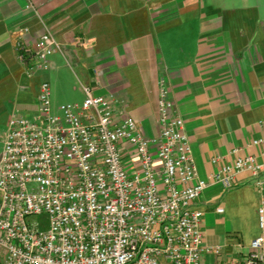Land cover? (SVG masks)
Returning <instances> with one entry per match:
<instances>
[{
    "label": "crops",
    "instance_id": "0c3cea01",
    "mask_svg": "<svg viewBox=\"0 0 264 264\" xmlns=\"http://www.w3.org/2000/svg\"><path fill=\"white\" fill-rule=\"evenodd\" d=\"M46 32L57 43L51 69L30 70L16 43L23 38L34 50ZM44 81L54 113L81 104L83 88L91 87L118 102L150 138L161 131L164 82L201 178L240 157L262 161L264 144L253 143L264 139V0H0L1 136L13 114L37 115ZM218 156L224 160L214 165ZM195 206L204 212L206 245L223 249L208 253L205 264L249 254L264 206V186L257 188L250 173L240 174L232 190L209 186Z\"/></svg>",
    "mask_w": 264,
    "mask_h": 264
},
{
    "label": "built area",
    "instance_id": "2783aa9c",
    "mask_svg": "<svg viewBox=\"0 0 264 264\" xmlns=\"http://www.w3.org/2000/svg\"><path fill=\"white\" fill-rule=\"evenodd\" d=\"M56 48L50 32L34 50L23 38L16 43L20 62L39 72L51 69ZM83 92L81 104L56 114L44 81L37 115L9 119L0 157V264H205L208 253L222 255L206 245L204 212L195 204L209 186L232 190L246 172L262 188L264 158L240 157L203 179L164 82L156 138L118 111V102L91 87ZM258 215L261 235L229 264H264V206Z\"/></svg>",
    "mask_w": 264,
    "mask_h": 264
},
{
    "label": "rangeland",
    "instance_id": "374dc122",
    "mask_svg": "<svg viewBox=\"0 0 264 264\" xmlns=\"http://www.w3.org/2000/svg\"><path fill=\"white\" fill-rule=\"evenodd\" d=\"M1 134H5V133L4 132H0V156L2 154L3 147H4V144H3L4 135L1 136ZM39 219L45 221L46 224H48V222H49L48 216H41V217H39Z\"/></svg>",
    "mask_w": 264,
    "mask_h": 264
}]
</instances>
